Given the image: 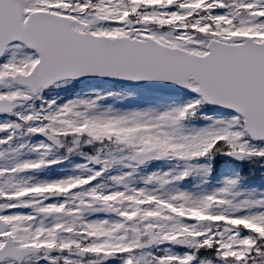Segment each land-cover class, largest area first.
Listing matches in <instances>:
<instances>
[{
  "label": "snow or ice",
  "instance_id": "6c2138e0",
  "mask_svg": "<svg viewBox=\"0 0 264 264\" xmlns=\"http://www.w3.org/2000/svg\"><path fill=\"white\" fill-rule=\"evenodd\" d=\"M0 264H264V0H0Z\"/></svg>",
  "mask_w": 264,
  "mask_h": 264
}]
</instances>
